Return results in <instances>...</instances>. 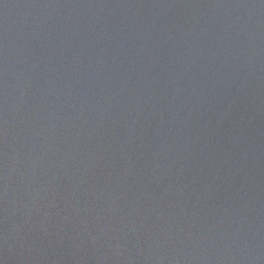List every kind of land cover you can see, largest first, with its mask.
<instances>
[{
	"label": "water",
	"instance_id": "95a60500",
	"mask_svg": "<svg viewBox=\"0 0 264 264\" xmlns=\"http://www.w3.org/2000/svg\"><path fill=\"white\" fill-rule=\"evenodd\" d=\"M0 264H264V0H0Z\"/></svg>",
	"mask_w": 264,
	"mask_h": 264
}]
</instances>
